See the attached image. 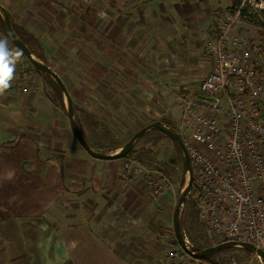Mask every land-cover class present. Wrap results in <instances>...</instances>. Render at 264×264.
<instances>
[{
    "label": "crops",
    "instance_id": "crops-1",
    "mask_svg": "<svg viewBox=\"0 0 264 264\" xmlns=\"http://www.w3.org/2000/svg\"><path fill=\"white\" fill-rule=\"evenodd\" d=\"M7 1L0 0V4L28 30V36L37 38L46 63L54 53L67 63L74 61V53L79 64L87 61L80 59L83 53L97 62L100 51L101 62L113 66L110 73L117 83L111 91L115 104L110 109L112 118L133 126L143 125L140 114L147 121L175 112L183 96L198 88L213 70L208 46L218 30L219 18L229 11H217L221 0H111L108 29L99 39L97 0H55L59 6L52 0ZM241 34L240 28L233 30L231 44L244 36ZM104 47L109 48L108 53ZM20 68L17 64L10 83L0 87V248L8 237L13 245L21 243L15 241L14 234L22 235V231L25 236L31 231L45 233L47 243L40 253L17 245L0 264H18L23 258L27 264H39V256H50L42 264H160L162 258L155 256L167 255V250L148 234L156 219H151L154 211L149 208L157 203L133 200L134 185L122 177L124 158H96L72 143V128L66 126V119H59L64 112L49 98L44 76L34 73L35 79L27 83ZM118 81L124 82L122 88ZM23 87L28 90L24 92ZM39 175V185L29 179L18 181L30 176L34 180ZM80 179L83 187L71 189L79 187L76 183ZM21 187L28 192L37 188L47 192L43 216L36 211L25 216L13 212L9 202L14 197L10 199L6 192L12 188L14 194L21 193ZM54 191L58 194L53 195ZM60 196L64 200L57 201ZM29 199L38 203L31 195ZM139 210L144 218L135 214ZM138 219L149 223L150 230L131 233L129 225ZM117 232H121L119 238ZM4 251L0 249V254ZM135 255L152 258L146 263L134 259Z\"/></svg>",
    "mask_w": 264,
    "mask_h": 264
},
{
    "label": "rangeland",
    "instance_id": "rangeland-1",
    "mask_svg": "<svg viewBox=\"0 0 264 264\" xmlns=\"http://www.w3.org/2000/svg\"><path fill=\"white\" fill-rule=\"evenodd\" d=\"M52 1H54L55 6H59V3L57 5V2L55 0ZM67 1L68 0H62L63 3ZM90 1L91 0H85L81 3H89ZM210 1L216 2L218 0ZM221 1L222 2H220V4H222V6L217 8V11H221V13L225 10L231 11L238 3V0ZM10 2H13V0L7 1V3ZM113 2H115V0H113ZM229 4V7L225 6ZM247 5L248 6L246 13L248 14L247 16L250 18V20L246 19L244 21L242 20L238 22L235 25L234 30H238L240 28V32H242L241 35H244L243 38L249 40L252 44L260 45L263 48L262 51H256L255 54L256 59L264 64V22L262 20V18L264 19V0H252L251 3L247 2ZM110 6L111 0H97V22H95V24H97V38L99 39H103V37L105 36L104 31L105 29H108ZM5 8L10 14L9 9L7 7ZM22 28L25 31L24 34L28 39V44L30 45V47L40 52L41 48L39 47L37 38L28 36V30L25 27ZM4 38L7 39L8 49L10 53H12V55L15 57V67L13 71L16 70L17 64L21 65L22 68L19 69V72H22L24 76L23 78L26 79L27 83L32 82V80L35 79L34 73H36V75L39 73L42 77L44 76L43 80L45 81L43 86H46L45 88L47 90L48 96L53 101V104L55 106H58L64 112L62 117H60L59 119H66L69 125L68 126L66 122V126L69 128L71 126L70 119L66 113L63 96L57 84L42 71L37 70V68L31 63V61L25 56V54L15 46V44L7 36L4 23L0 17V39ZM99 41L100 40H97V43H99ZM108 49L109 48L104 47L106 53H108ZM90 51L92 54H94L92 48H90ZM99 53L97 52V62H94L96 61V59H93L90 54H81L80 59L82 61L87 60L86 63L84 62L81 64L76 62L78 61V55L75 53L74 55L76 57H73L74 59L72 58V60L74 61L69 63L65 62L66 59H63V56L59 57V55H56L54 53L53 56L55 57H51V60L48 61V64L61 75V78L67 85L68 90L73 98L78 123L91 146L96 150L105 153H115L127 141H129V139L136 131L155 120L149 119L146 121V117L143 114H140L144 121V123H141L143 125L136 126L134 124L133 126L126 124V121H122L121 119L117 122L112 118L113 114L112 112H110V109L111 107H113L112 105L115 104L111 99V91L114 92L115 85L117 83L110 73L113 66L111 67L109 63L101 62V59H103V57L101 56V58H99ZM123 85L124 82H119V87L122 88ZM219 97L222 98V95H219ZM137 113L139 114V111H137ZM138 114H134V117L137 118ZM113 117L115 116L113 115ZM158 120L166 121L173 129L177 128L174 112H166L165 116ZM71 133L73 136L72 143H77L78 145L83 147L74 136L72 130ZM124 159L125 164L127 161H134L135 166L143 168V172L138 175H125V172L123 171L122 177L126 181H130H127L128 183L134 185L133 200L135 202L138 200V203L139 201H151L157 203L152 204V206H150L149 208L150 210L152 209L151 211H154V213H151L150 215L151 219H153L154 217L156 218L154 221L151 220V223H153L154 225H150L153 228L152 230L149 229V223H145L144 221L139 219L136 222L134 221L132 226L129 225V229L130 231H132L131 233H136L137 235L139 234V232H142L141 228L148 229L150 230L148 234L152 235H149L151 236L150 239L153 240L156 238L155 240L160 241L161 245L166 248V253H168L167 255L160 254V256H155L156 259H158V257L162 258L160 264H264L263 259L259 258L257 254L247 252L246 250H242L239 248L224 250L222 252L212 254L208 259L197 260L187 254L181 247L175 233L174 211L179 200L181 189L189 178V173L187 171L184 159L179 149L177 148V145L167 134H165L160 129H151L147 131L136 141L133 149ZM145 173L155 175V177L158 178L163 176L168 180V183L164 187L162 193L154 194L152 188L149 185L148 176L144 175ZM41 178L42 177L40 175L34 180H32L31 176L22 177L21 180L19 179L18 181L24 182V180L29 179L33 182V184L39 185L37 183ZM15 180L17 181V178L13 180V183H15ZM82 182L84 183V180L80 179L78 183L75 182L79 185L78 188H75L74 186H70V188L80 190L81 187H83ZM20 185L22 184H18V186ZM22 187L21 193L15 191L16 194H14L12 188L6 192V194L9 195L10 199L11 197H14L9 202V205L14 207L12 208L13 212L18 211L19 214L25 216L27 213L33 214L36 211V214L42 213L40 216H43L46 212V209H44L42 205L47 199V192H43L39 188L35 189L34 191L30 189V191L28 192V189L22 190ZM56 191L52 192V194H58ZM30 195L34 199H37L38 203L34 204L33 202H31L29 199ZM194 198H196V195L190 193L187 200L185 201V204L182 207V225L184 235L187 240V244L193 250L198 247L208 246L207 244L211 243L210 240L202 237V234L204 236L205 225L199 220L198 199ZM60 199L64 200V198L62 199V197L60 196L57 201ZM194 200L197 201V206L193 203ZM57 207L59 208V212L62 211L61 205ZM136 210L138 209H135V211ZM140 212L141 210H139V212L137 211L135 214H137V216L139 214L142 217L143 214H140ZM40 219L41 218L39 217L37 218V220ZM26 228H29V226H26ZM115 234L119 238L121 232H117ZM115 234L113 236H115ZM14 235L17 236L18 239L17 240L15 238L16 242L22 241L21 243L17 244L22 249L29 250V248H31L37 253L45 251V243H47V241H45V233L36 235L31 231L29 235L25 236L22 231V235L18 234L20 237L17 234ZM145 235H147V233ZM11 240L12 239H9V237L6 238L5 242L3 243V247L0 248L5 249V251L0 254V259H6L7 255L11 252V249L17 246L16 244L13 245L14 243H12L13 241ZM0 242H2V240H0ZM170 253L172 254V256ZM45 258L49 259L50 256H39L37 263L42 264ZM150 258L152 257L148 255L134 256V259L138 261H145L146 263H148V259ZM23 261L24 262H19L18 264H27L26 259L23 258ZM149 263L153 264L151 262Z\"/></svg>",
    "mask_w": 264,
    "mask_h": 264
},
{
    "label": "built area",
    "instance_id": "built-area-1",
    "mask_svg": "<svg viewBox=\"0 0 264 264\" xmlns=\"http://www.w3.org/2000/svg\"><path fill=\"white\" fill-rule=\"evenodd\" d=\"M251 1L238 0L219 18L208 46L213 70L183 96L174 115L191 158L203 238L213 245L249 242L264 250V64L255 54L263 48L243 37L230 42L235 25L250 20ZM124 172L138 175L143 168L127 161ZM144 175L154 194L162 193L168 180Z\"/></svg>",
    "mask_w": 264,
    "mask_h": 264
},
{
    "label": "water",
    "instance_id": "water-1",
    "mask_svg": "<svg viewBox=\"0 0 264 264\" xmlns=\"http://www.w3.org/2000/svg\"><path fill=\"white\" fill-rule=\"evenodd\" d=\"M0 17L4 25L6 26V30L8 35L10 36L11 41L15 44V46L19 48L26 55V57L31 61V63L37 69L49 75L51 78H53L56 84L58 85V87L60 88L63 96L65 109L68 113L73 133L75 134L76 138L79 140L81 145L93 157L100 159H107V160L125 158L129 154L133 146L135 145L136 141L151 129H160L174 141L178 149L181 151L182 157L187 167V171L189 173V178L186 181L183 188L181 189L179 200L174 211V227H175L176 237L179 244L187 254H189L191 257L195 259L203 260L216 251H221L223 249H229V248H239L257 254L264 261V250L256 247L254 244L249 242L231 240L216 245L208 246L200 250L191 249L187 244V240L184 235V230L182 225V207L185 204V201L187 200L189 194L191 193V189L193 186V170H192V163H191L189 151L179 131L173 129L167 122L163 120H155L143 126L138 131H136L129 139V141H127L117 152L105 153L96 150L91 146V144L88 142L87 138L85 137L83 131L81 130V127L76 117L73 98L61 76L55 70H53L48 63L43 61L41 58L37 57L35 53L31 50V48L27 45V43L18 35V33L15 31L13 27V21L9 12L1 4H0ZM211 99L214 98L211 97Z\"/></svg>",
    "mask_w": 264,
    "mask_h": 264
},
{
    "label": "clouds",
    "instance_id": "clouds-1",
    "mask_svg": "<svg viewBox=\"0 0 264 264\" xmlns=\"http://www.w3.org/2000/svg\"><path fill=\"white\" fill-rule=\"evenodd\" d=\"M15 67V57L8 49L7 39H0V87H6Z\"/></svg>",
    "mask_w": 264,
    "mask_h": 264
},
{
    "label": "trees",
    "instance_id": "trees-1",
    "mask_svg": "<svg viewBox=\"0 0 264 264\" xmlns=\"http://www.w3.org/2000/svg\"><path fill=\"white\" fill-rule=\"evenodd\" d=\"M11 18H12V16H11ZM12 21H13V27H14V29H15V31L18 33V35L27 43V45L30 47V45L28 44L29 42H28V39H27V37H26V35L24 34L25 33V31H24V29L23 28H21L14 20H13V18H12ZM4 27H5V31H6V34H7V36L10 38V36L8 35V33H7V30H6V26L4 25ZM11 40V39H10ZM36 43H38V42H36ZM39 44V43H38ZM39 47H40V45H39ZM31 48V50L35 53V55L37 56V57H39V58H41L43 55H41L40 54V52L39 51H37V50H35V49H33L32 47H30ZM26 56V55H25ZM37 70H39V69H37ZM40 71V70H39ZM45 74V73H44ZM47 75V74H46ZM47 76H49V75H47ZM50 77V76H49ZM51 78V77H50ZM52 80H54L53 78H51ZM55 82V81H54ZM56 83V82H55ZM58 86V85H57ZM59 88V87H58ZM59 90H60V88H59ZM61 91V90H60ZM61 94H62V92H61ZM164 121V120H163ZM166 122V121H165ZM178 148V147H177ZM133 149V148H132ZM131 149V150H132ZM180 151V150H179ZM131 152V151H130ZM129 152V153H130ZM180 153H181V151H180ZM129 155V154H128ZM127 155V156H128ZM182 155V154H181ZM185 185V184H184ZM183 185V186H184ZM183 188V187H182ZM191 194H194V195H196V193H195V191L192 189V191H191ZM191 196H193V195H191ZM197 198V197H196ZM196 198H194V199H196ZM193 203L194 204H196V206H197V201H193ZM182 224H183V218H182ZM202 237H203V234H202ZM208 246H212L213 244L212 243H209V244H207ZM208 246H205V247H208ZM205 247H198V248H196L195 250H200V249H202V248H205ZM230 249H236V248H229V249H223V250H221V251H216V252H214V253H212V254H215V253H217V252H222V251H224V250H230ZM242 250H245V249H242ZM247 251V250H246ZM247 252H249V251H247ZM211 254V255H212ZM211 255H209L208 257H206L205 259H208ZM204 259V260H205Z\"/></svg>",
    "mask_w": 264,
    "mask_h": 264
}]
</instances>
